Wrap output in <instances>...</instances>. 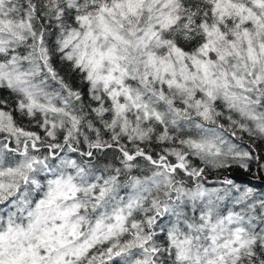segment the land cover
Listing matches in <instances>:
<instances>
[{
	"label": "snow or ice",
	"instance_id": "6c2138e0",
	"mask_svg": "<svg viewBox=\"0 0 264 264\" xmlns=\"http://www.w3.org/2000/svg\"><path fill=\"white\" fill-rule=\"evenodd\" d=\"M0 264H264V0H0Z\"/></svg>",
	"mask_w": 264,
	"mask_h": 264
}]
</instances>
